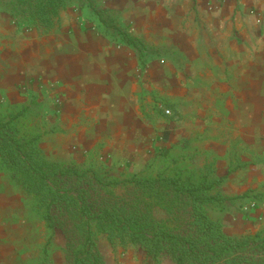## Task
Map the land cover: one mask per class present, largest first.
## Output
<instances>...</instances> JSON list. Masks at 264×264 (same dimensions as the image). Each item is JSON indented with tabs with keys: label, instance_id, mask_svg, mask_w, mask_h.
I'll list each match as a JSON object with an SVG mask.
<instances>
[{
	"label": "crops",
	"instance_id": "obj_1",
	"mask_svg": "<svg viewBox=\"0 0 264 264\" xmlns=\"http://www.w3.org/2000/svg\"><path fill=\"white\" fill-rule=\"evenodd\" d=\"M147 1L127 4L130 16L126 15V22L145 27L153 22L160 36H175L172 31L181 21L182 9L177 11L178 6L173 4L169 11H161V4L155 9ZM218 49L217 52L207 48L201 53L209 60L206 95L212 98L214 108L221 109L207 117L191 112L188 123L174 122L171 128H189L194 136L203 132L208 136L225 135L222 140L231 152L227 157L223 155L219 163L226 173L223 191L231 195L246 193L239 204L256 202L247 212L239 214L242 226H237L238 233L256 232L264 227V48L237 44ZM190 53L195 57L200 54L196 49ZM137 59L132 49L121 42L111 43L102 37L88 42L85 34L54 29L17 32L3 23L0 104L14 108L29 105L31 118L63 132L65 142L58 141V149L68 155L70 147L77 144V149L86 154L95 150L103 153L108 167L139 165L140 157L145 158L152 144L151 136L160 129L166 131L165 127L170 125L159 117H153V125L143 118L141 101L149 97L151 80L146 75L148 69L144 65L139 67ZM158 67L156 64V71L160 72ZM193 78L197 79L196 72ZM157 80L154 86L166 93L159 73ZM54 81H58V86L51 85ZM169 83L174 87L168 94L175 102L181 101L180 107L188 99L198 105V85L193 82L189 98L182 99L186 89L181 82L174 79ZM51 94L56 99L60 97L61 108L51 101ZM50 127L47 130L51 131ZM7 223H13L12 217ZM1 256L0 264L12 261L7 255ZM19 259L23 264L26 257L20 255Z\"/></svg>",
	"mask_w": 264,
	"mask_h": 264
},
{
	"label": "rangeland",
	"instance_id": "obj_2",
	"mask_svg": "<svg viewBox=\"0 0 264 264\" xmlns=\"http://www.w3.org/2000/svg\"><path fill=\"white\" fill-rule=\"evenodd\" d=\"M32 1L34 0H0V24L4 23L7 29L11 28L17 32L33 30L47 32L31 24L32 19L28 10H30ZM130 1L134 0H93L98 9L105 10L106 20L116 23L148 45L150 52L144 54L143 62L139 60L137 52L132 46L125 44L115 31L104 27L89 9L88 0H66L65 5L58 12L57 23L49 31L54 29L68 33L78 32L85 34L88 42L102 37L111 43L121 42L122 46L131 48L138 58L139 67L144 65L148 69L146 71L149 73L147 72L146 75L151 80L149 97L148 99L143 98L141 101L143 118L149 120V123L153 125V117H159L170 126L165 127L166 131L160 129L151 136L152 144L149 145V151L145 158L141 159L140 157L139 165L134 163L131 167L129 163L127 168L125 166L108 167L103 160V153L95 150L86 154L83 150L77 149V144L70 147L69 155L64 153L58 149V147L60 148L58 141L65 142L63 140L66 137L63 132L47 130L50 126L47 127L43 121L39 123L44 131L40 142L41 149L49 160L90 168L95 170L97 175L105 181L127 178L134 173L154 177L158 174H172L177 171L184 178L188 176L194 182H198L203 176L211 179L224 176L220 185L217 186L216 192L219 196H233L223 191L222 186L226 173L222 172L219 165L222 156L227 157L231 152L228 151L230 146L222 140L225 135L219 133L216 136H208L206 132H203L201 136H194L189 132V128L174 130L171 128V124L179 122L185 125L189 122L187 118L194 111L207 117L221 109L214 108L212 98L206 95L205 85L208 81L206 70L209 60L201 51L205 52L207 48H214L218 52V48L223 50L237 44L263 49L264 0H148L152 8L156 9L157 4L164 6H161V11L163 9L169 11V6L173 4L178 6L177 11L182 9L181 21L175 24L176 29L172 31L175 36L171 37L160 36L157 24L153 22L146 27L145 24L144 26L141 23L133 24L132 21L127 23L126 15L130 16V13L127 14L126 10H129L127 4L129 5ZM173 33L169 32V34ZM236 40L239 42L237 43ZM192 49H196L200 54L195 57L193 53H190ZM156 64L161 69L160 72L156 71ZM195 72L197 79L193 78ZM158 73L162 81L161 84L166 90L164 94L163 89H157L154 86L158 81ZM174 79L180 81L186 89V94L182 96V99L189 98L190 88L195 86L192 85L193 82L196 86L198 85L200 91L198 105L190 103L188 99L183 101L182 107H180L181 101L175 102L169 96L168 92L173 91L174 85L168 84V81L171 82ZM51 85L58 86V81L52 82ZM52 95L49 96L51 101H56V107L61 108L60 97L56 99ZM146 100H149V103ZM218 103L220 102H215L217 105ZM166 110L169 113H166ZM187 125L189 126V124ZM77 129L73 130L77 131ZM48 132L49 135H47ZM165 133H167L166 138L164 137ZM210 133H212L211 130ZM225 146L226 148L223 150ZM231 150L233 151V149ZM99 158L102 160L96 161ZM89 159L95 162H91ZM129 168H132L133 171H130ZM113 188L111 189L118 197H132L129 187L125 189L121 185H116ZM102 190L104 191V188L100 190V193L103 194ZM241 201L233 199L225 201L220 206L212 205L209 212L220 220L226 235L253 236L257 234L258 237L255 238L264 242V227L256 232H237V226L240 224L242 226L238 219L239 214L247 212L256 204L255 201L239 204ZM152 211L153 215L157 217L164 216V211L157 207H154ZM11 217L13 223H7ZM47 234L45 222L32 208L28 194L12 182L9 170L0 163L1 257L7 255L11 258L13 262L11 261L10 264H22L19 261L20 255L26 257L23 264H68L64 254L65 237L59 230L52 236L50 243L46 246L47 254L43 256ZM98 249L105 264H155L141 248L110 245L104 235L98 237ZM159 264L175 263L170 257H164Z\"/></svg>",
	"mask_w": 264,
	"mask_h": 264
},
{
	"label": "trees",
	"instance_id": "obj_3",
	"mask_svg": "<svg viewBox=\"0 0 264 264\" xmlns=\"http://www.w3.org/2000/svg\"><path fill=\"white\" fill-rule=\"evenodd\" d=\"M65 2L32 1L31 24L49 31ZM87 5L143 62L144 54L150 52L148 45L106 20L105 10L98 9L93 0ZM39 123L31 118L29 105H0V163L45 222L48 234L43 256L59 230L65 237L68 264H105L98 249L102 235L110 245L141 248L155 264L164 257L175 264H264V242L255 238L257 234L226 235L220 220L209 212L212 205L246 196H219L216 188L224 176H203L194 182L177 171L154 177L134 173L105 181L90 168L49 160L40 147L44 131ZM116 185L129 187L132 197H118L113 191ZM154 207L163 210L164 216L153 215Z\"/></svg>",
	"mask_w": 264,
	"mask_h": 264
},
{
	"label": "built area",
	"instance_id": "obj_4",
	"mask_svg": "<svg viewBox=\"0 0 264 264\" xmlns=\"http://www.w3.org/2000/svg\"><path fill=\"white\" fill-rule=\"evenodd\" d=\"M166 113H169V111H168V110H166Z\"/></svg>",
	"mask_w": 264,
	"mask_h": 264
}]
</instances>
